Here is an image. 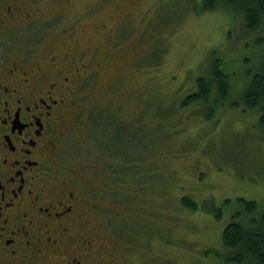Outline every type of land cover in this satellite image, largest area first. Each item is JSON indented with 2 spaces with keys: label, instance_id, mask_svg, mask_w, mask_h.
I'll return each instance as SVG.
<instances>
[{
  "label": "rangeland",
  "instance_id": "obj_1",
  "mask_svg": "<svg viewBox=\"0 0 264 264\" xmlns=\"http://www.w3.org/2000/svg\"><path fill=\"white\" fill-rule=\"evenodd\" d=\"M69 2L68 34L49 37V45L70 50L76 36L88 57L112 55L109 64L96 65L87 100L77 103L84 123L80 144L68 152L89 166L88 178L115 188V199L98 197L115 211L98 220L105 238L117 242L123 264H229L221 232L239 209L233 201L252 199L264 209V131L258 114L239 100L236 106L231 98L178 105L197 77L211 71L213 57L239 79L243 68L256 66L255 36L245 35L223 9L202 11L199 0ZM101 22L105 29L92 33ZM112 139L115 156L107 153ZM121 145L126 166L116 154ZM124 172L129 181L122 180ZM185 195L196 201L195 211L180 205Z\"/></svg>",
  "mask_w": 264,
  "mask_h": 264
},
{
  "label": "flooded vegetation",
  "instance_id": "obj_2",
  "mask_svg": "<svg viewBox=\"0 0 264 264\" xmlns=\"http://www.w3.org/2000/svg\"><path fill=\"white\" fill-rule=\"evenodd\" d=\"M47 2L0 0V264H123L98 221L115 213L99 194L115 199V188L88 178L89 166L68 153L84 123L77 103L87 100L96 65L112 55L88 57L76 36L70 50L49 45V37L68 34L70 2Z\"/></svg>",
  "mask_w": 264,
  "mask_h": 264
},
{
  "label": "trees",
  "instance_id": "obj_3",
  "mask_svg": "<svg viewBox=\"0 0 264 264\" xmlns=\"http://www.w3.org/2000/svg\"><path fill=\"white\" fill-rule=\"evenodd\" d=\"M199 7L202 11L223 9L242 23L243 33L251 34L250 37L255 36L260 60L254 67L248 65L246 69L243 68L244 76L239 79L238 71L225 69L220 59L213 57L211 71L197 77L195 89L183 97L178 107L182 108L193 102L207 105L210 101L216 103L228 101L230 98L229 104L236 106L235 100H239L244 110L258 114L257 122L264 131V0H199ZM250 37H245V40ZM248 62L249 59L245 57L242 63L246 66ZM243 84L245 86L241 89ZM233 93L236 98L232 96ZM114 139L106 144L111 151L116 148L112 142ZM121 146L123 152L119 151L118 146L119 152L116 154L122 153L121 155L125 156L127 148ZM179 202L183 207H189L193 211L197 208L196 201L190 196L180 197ZM229 202L230 199L224 200L225 204ZM233 202L239 209L233 212L234 219L226 223L221 232V243L226 250L231 251L224 258L229 264H264V209H260L255 200L244 197H237Z\"/></svg>",
  "mask_w": 264,
  "mask_h": 264
}]
</instances>
